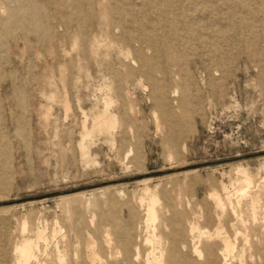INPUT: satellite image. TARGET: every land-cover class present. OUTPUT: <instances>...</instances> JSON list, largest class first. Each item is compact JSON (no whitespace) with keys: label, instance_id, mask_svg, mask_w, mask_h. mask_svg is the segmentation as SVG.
<instances>
[{"label":"rangeland","instance_id":"obj_1","mask_svg":"<svg viewBox=\"0 0 264 264\" xmlns=\"http://www.w3.org/2000/svg\"><path fill=\"white\" fill-rule=\"evenodd\" d=\"M88 1L70 20L49 0L44 33L26 24L0 34V264H15L14 247L42 229L32 264H89V238L104 264H139L151 250L163 264L174 251L190 264L192 212L199 201L210 207L204 180L228 184L230 168L242 165L264 185V0L198 9L212 31L228 35L213 42L226 59L207 48L179 53L178 80L167 85L186 100L178 116H160L145 76L126 78L122 64L132 54L112 40L102 14L107 0ZM124 1L132 6L124 8L127 19L141 10L145 24L169 18L145 0ZM109 101L113 142L92 135L83 161L82 125L90 128ZM145 182L158 187L154 230L139 203ZM200 231L213 228L201 224ZM206 244L201 237L200 247Z\"/></svg>","mask_w":264,"mask_h":264},{"label":"bare ground","instance_id":"obj_2","mask_svg":"<svg viewBox=\"0 0 264 264\" xmlns=\"http://www.w3.org/2000/svg\"><path fill=\"white\" fill-rule=\"evenodd\" d=\"M48 1L0 0V34L8 35L10 25L24 28L26 24L33 27L37 32L44 33L46 25L42 19L44 17L50 18L47 13ZM103 1L101 0L99 6ZM145 1L152 5L158 14H167L169 16L168 20H156L155 24L152 22L145 24L138 20L140 16L145 17L143 10L139 11L138 15L131 14L127 19V12L124 8L132 6L126 4L124 0H107V6L102 9V14L106 15L107 27L113 29L114 34L116 33L112 36L113 42L123 46L125 55L127 53L132 54L129 66L122 64L125 71L127 69L126 72L124 71L126 78L136 73L145 76L152 84L151 99L155 101L160 116H178V112L186 106V100L176 98V91L170 90L167 86L170 82H177L178 80L172 67L175 66L179 53L187 54L195 49L202 48H207L214 59L225 61V56H221L222 53L219 51L220 47L218 44L213 43L220 35L209 28L208 22H202L199 12L206 11L208 13L209 9L219 11L220 8L217 7L225 5L226 1L162 0L163 4L161 5L160 0ZM247 1L250 4L258 2V0H236V3L240 2L246 5ZM54 2L56 6L60 7L62 15L70 20L77 16L80 9L85 6L81 0H68V2L54 0ZM88 3L92 7L90 0ZM21 9H23L22 12H20ZM260 13L259 10L254 11L253 16L261 17ZM246 14H248V11L244 12V15ZM127 22L130 25L129 27H125ZM227 36V34H223L220 37L225 40ZM232 38L236 39L237 37L232 35ZM149 52L150 54H148ZM214 71L216 72V70ZM156 74H159L161 78L156 79ZM120 95L121 93H119ZM111 103V101L106 102L102 110H98L92 115L90 128H87L88 126L86 127L84 123L82 125L80 150L82 158L85 159L83 161L90 159L88 142L92 135L106 136L111 144L113 142L110 134L113 126L111 122L112 115L109 110ZM65 107L67 108V105ZM261 168L264 169V165ZM194 173L195 171H192L190 174ZM227 177L228 184L223 181L217 184L212 176L204 180L211 187L206 198L210 207L204 211L203 204L199 201L195 204L199 211L192 212L188 224V233L192 236L194 260L190 264H245L247 260L251 264L264 262V254H262L264 249V185L262 186L261 182L254 181L248 169L242 165L231 167ZM216 187L219 191L216 190ZM157 190L158 187L152 188L148 185V182H145L143 193L147 198L141 197L139 200L140 205L145 206L146 218L144 223L147 230L149 228L154 230L153 225L157 219L155 210V205L159 201ZM234 195L239 197L236 202H233L232 199ZM107 202L112 203L110 197ZM186 204L188 206L189 201ZM244 212L249 220L244 216ZM201 224L210 225L213 231L201 232ZM259 228L260 230H258ZM42 231L38 230L36 232L35 240H23L14 247L15 264H32V262H36V253L39 251L38 244L43 240ZM52 232L53 236H56L57 231L54 229ZM195 234H199V236L195 237ZM250 234H252V237ZM201 237H204L210 244H206L201 248ZM251 239L255 243L254 246L251 245ZM94 241L91 238L86 241V259L89 264H104V261L102 262L94 251ZM145 242L149 243L150 240L146 239ZM260 245L263 248H260ZM57 256L58 261L62 262L63 256L58 249ZM134 261L138 262V255ZM199 261H202V263H199ZM139 264H163L162 256L156 257L154 250H151L145 254L144 259ZM167 264L188 263L186 259L180 258L177 252L174 251L170 255Z\"/></svg>","mask_w":264,"mask_h":264}]
</instances>
